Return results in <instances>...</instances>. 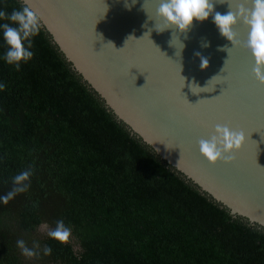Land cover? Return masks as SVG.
<instances>
[{
    "label": "trees",
    "instance_id": "16d2710c",
    "mask_svg": "<svg viewBox=\"0 0 264 264\" xmlns=\"http://www.w3.org/2000/svg\"><path fill=\"white\" fill-rule=\"evenodd\" d=\"M32 40L33 58L16 71L2 58L0 30V196L34 169L29 191L0 201V264H264V231L232 219L165 165ZM58 220L71 228L67 244L47 235ZM36 235L40 255L26 259L16 241L33 248Z\"/></svg>",
    "mask_w": 264,
    "mask_h": 264
},
{
    "label": "water",
    "instance_id": "95a60500",
    "mask_svg": "<svg viewBox=\"0 0 264 264\" xmlns=\"http://www.w3.org/2000/svg\"><path fill=\"white\" fill-rule=\"evenodd\" d=\"M126 2L132 4L31 0L43 18L36 37L165 165L232 219L264 231V84L253 75L255 61L243 46L249 29L238 21L234 46L220 34L213 13L194 20L186 34L176 30L172 45L173 29L155 30L156 21L163 23L156 16L161 0H136L130 10ZM241 3L252 6L250 0H225L214 3V12L224 15ZM0 5L9 12L24 6L23 0H0ZM225 45L229 53L218 51ZM195 52L208 59L206 69ZM192 85L201 89L193 93ZM218 124L242 130L246 142L233 162L212 165L198 142L210 139Z\"/></svg>",
    "mask_w": 264,
    "mask_h": 264
},
{
    "label": "clouds",
    "instance_id": "9594fccd",
    "mask_svg": "<svg viewBox=\"0 0 264 264\" xmlns=\"http://www.w3.org/2000/svg\"><path fill=\"white\" fill-rule=\"evenodd\" d=\"M217 2L222 4L225 0H161L156 16L163 23H157L155 20V30L162 33L167 29H173L170 41V44L173 45V40L178 39L176 30L186 34L193 26L194 20L205 21L214 13L213 22L219 29L220 34L235 46L239 42L236 39L234 27L238 21L242 22L249 29L247 40L243 46L251 53L255 61L252 70L253 75L261 84H264V0H250L251 8H246L244 3H241L235 11L230 6V11L224 15L214 12V3ZM135 3L136 0H132L131 5L126 2L125 7L130 10ZM23 5L22 8L13 9L10 13L0 10V20L8 21L0 24L3 40L7 46L2 58L8 65L13 66L16 71H20L22 64L33 58L34 53L31 51L33 48L32 38L39 34L43 19L42 16L32 10L31 0H23ZM145 27H147L146 24ZM150 32L151 29H149ZM181 44V49H183L184 44ZM202 46L208 47L210 43L204 42ZM229 50L230 48L226 45L218 47V51L229 53ZM194 55L200 58L201 69H206L209 64L208 59L203 57L200 52H195ZM223 70L224 68L221 69V71ZM216 77H213V79ZM6 87L5 83H0V91L5 90ZM197 88L201 89L195 85L191 86L193 93H196L194 90ZM245 142L246 136L242 130L235 131L228 126L218 124L215 127V134L210 139H200L198 143L201 155L210 164L215 165L218 161L233 162L236 158L234 153L238 152ZM33 174L34 169L28 168L15 175L12 178L13 188L4 196H0V201L7 205L16 195L29 191L31 186L30 177ZM47 235L61 244H67L71 237V228L67 227L63 220H58L55 228L49 230ZM16 244L25 257H39L38 244H34L33 248H29L23 239L17 240ZM43 252L46 256L51 255V246L45 245Z\"/></svg>",
    "mask_w": 264,
    "mask_h": 264
},
{
    "label": "rangeland",
    "instance_id": "374dc122",
    "mask_svg": "<svg viewBox=\"0 0 264 264\" xmlns=\"http://www.w3.org/2000/svg\"><path fill=\"white\" fill-rule=\"evenodd\" d=\"M47 229H48L47 226H46L45 228L39 229L41 235H43V233H44ZM32 239L34 240V241L31 242V244L33 245V244H35V240L38 239V235L34 236ZM24 257H25V256H24ZM25 258H26V259H29L28 257H25Z\"/></svg>",
    "mask_w": 264,
    "mask_h": 264
}]
</instances>
